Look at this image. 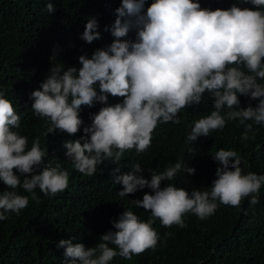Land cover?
<instances>
[{
	"label": "clouds",
	"instance_id": "1",
	"mask_svg": "<svg viewBox=\"0 0 264 264\" xmlns=\"http://www.w3.org/2000/svg\"><path fill=\"white\" fill-rule=\"evenodd\" d=\"M46 8L48 13L56 10L50 0ZM114 14L111 28L104 29L113 37L111 44L97 48L91 58L79 56V68L51 63L48 75L29 96L30 110L49 122L45 138L57 133L71 138L82 129L78 139L64 143L66 161L89 177L110 161L116 165L113 182L123 187L118 192L122 199L150 190L131 201L151 215L142 221L125 210L94 247L74 244L76 237L61 239L56 247L65 250L66 264H111L117 256L131 260L155 250L160 241L153 228L156 220L165 228H184L189 213L205 220L220 205L242 210L245 199L250 206L259 202L264 186V175L244 174L242 156L225 149L211 157L218 167L208 190L189 192L171 183L179 173L196 172L182 160L163 172L151 171L149 179L142 175L140 163L119 174L126 151L147 153L157 127L180 124L179 114L200 105L206 93L214 110L193 121L186 143L222 132L231 121L244 126L241 142L248 141L250 133L255 137L254 125L264 127V0H239L228 9L215 10L202 7L201 0H121ZM98 29V20L88 17L80 39L89 45L101 40ZM241 96L255 101V106L250 102L241 108ZM109 97L121 102L110 104ZM97 104L99 111L89 115L91 123L86 125L81 112ZM22 115L0 92V182L7 189L0 192V221L10 214L19 216L29 206V196L19 194V189L40 203L37 188L45 197H55L69 185L67 170L45 163L48 153L40 138L34 137L29 147V138L16 131ZM165 181L169 183L161 187Z\"/></svg>",
	"mask_w": 264,
	"mask_h": 264
},
{
	"label": "trees",
	"instance_id": "2",
	"mask_svg": "<svg viewBox=\"0 0 264 264\" xmlns=\"http://www.w3.org/2000/svg\"><path fill=\"white\" fill-rule=\"evenodd\" d=\"M49 0H0V92L5 93L21 118V128L16 129L29 138V147L34 137H39L41 147L48 153L45 163L59 165L69 173L68 188L55 197H45L37 188L40 203L31 200L30 194L22 189L21 195L29 196V206L19 216L0 221V264H66L64 249L56 245L61 239H71L73 243H83L86 248L94 247L99 237L112 229L111 221L125 210H131L142 221L150 218V212L136 208L131 200L142 199L144 192H137L121 198L118 192L122 185L113 182L112 169L116 165L110 161L98 166L94 176H84L66 161L63 147L68 139L75 137L57 133L43 135L49 126L46 119L34 117L30 107V94L37 90L49 73L52 64L80 67L78 57L91 58L97 48L111 44L110 31L114 23L115 9L121 0H50L55 12L48 13ZM151 3V0H149ZM239 0H201V6L215 10L228 9ZM240 7H252L239 4ZM88 17H95L99 23L102 39L86 44L80 39ZM133 38V34H129ZM57 59L50 61L53 52ZM241 108L255 101L240 97ZM118 101L109 97V103ZM101 107L84 108L81 119L90 124V114ZM212 99L206 93L198 106L182 111L180 124H160L152 134V145L147 153L137 155L135 150L126 151L122 157L119 174L127 173L132 165L140 163L142 175L149 179L151 171L163 172L178 160L195 168L194 175L179 173L171 181L177 188L191 192L210 189L215 179L218 164L212 160L219 149L235 150L242 156L240 167L244 174L253 172L264 175V127L255 126L256 135L246 142L240 136L244 126L239 121L228 122L222 132H213L207 138L188 144L185 136L193 121L213 111ZM227 111V109H225ZM250 123V122H249ZM165 181L161 187H166ZM6 186L0 182V192ZM259 202L250 206L248 199L241 209L220 205L214 215L200 220L193 214H186V227H162L156 220L153 228L160 235L155 250L149 249L131 260L117 256L111 264H264V186L258 193ZM113 247L112 245H109Z\"/></svg>",
	"mask_w": 264,
	"mask_h": 264
}]
</instances>
